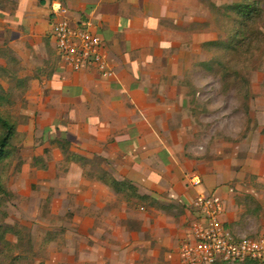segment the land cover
<instances>
[{
	"label": "crops",
	"instance_id": "1",
	"mask_svg": "<svg viewBox=\"0 0 264 264\" xmlns=\"http://www.w3.org/2000/svg\"><path fill=\"white\" fill-rule=\"evenodd\" d=\"M53 1L73 24H92L111 78L89 68L73 71L59 58L50 36ZM202 9L194 0H0V44L16 54L21 77L29 80L26 97L43 125L36 135L51 142L65 134L71 153L99 159L102 170L144 197L128 203L97 177H84L81 161L67 162L78 170V186L67 192L83 196L84 226L98 231L96 243L89 239L100 264L180 262L199 194L223 200L222 222L233 234L248 231L233 194V157L195 159L185 150L183 80L202 44L215 40L201 30ZM53 152L59 167L64 158L57 147ZM193 176L200 185H189Z\"/></svg>",
	"mask_w": 264,
	"mask_h": 264
},
{
	"label": "rangeland",
	"instance_id": "2",
	"mask_svg": "<svg viewBox=\"0 0 264 264\" xmlns=\"http://www.w3.org/2000/svg\"><path fill=\"white\" fill-rule=\"evenodd\" d=\"M235 1L194 0L203 6V34L220 42L228 40L234 23L231 15L229 19L221 17L220 9ZM210 5L219 10L218 17L211 13ZM263 21L264 16L255 25L251 48L239 50L235 57L202 48L183 80L188 104L183 137L186 153L195 159L233 157V194L237 207L243 209V228L248 231L235 235L228 230L241 238L264 236V36L258 32L264 29ZM6 49L11 50L0 44V51ZM11 53L19 62L17 77L26 79L27 85L25 90L19 89L15 81L0 75L1 86L12 92L13 101L1 111L9 113L17 125L15 152L5 173L7 194L0 197V227L12 229L5 235L7 247L0 245V264H100L97 248L89 239L96 243L99 234L97 229H85L83 196L67 192L69 187L77 188L78 170L65 160L59 167L53 166L57 145L36 135L43 125L26 97L29 80L21 77L20 60ZM0 61L4 67L1 57ZM36 156L50 162L46 170L32 166ZM78 164L84 177H98L99 159Z\"/></svg>",
	"mask_w": 264,
	"mask_h": 264
},
{
	"label": "built area",
	"instance_id": "3",
	"mask_svg": "<svg viewBox=\"0 0 264 264\" xmlns=\"http://www.w3.org/2000/svg\"><path fill=\"white\" fill-rule=\"evenodd\" d=\"M50 8V36L59 58L73 71L89 68L103 78H111L113 72L103 40L92 24H73L59 1H53ZM188 183L195 187L201 181L193 176ZM193 210L197 218L190 228V239L180 247L183 264H242L249 260L264 263V236H233L222 222L225 205L221 198L199 194L193 201Z\"/></svg>",
	"mask_w": 264,
	"mask_h": 264
},
{
	"label": "trees",
	"instance_id": "4",
	"mask_svg": "<svg viewBox=\"0 0 264 264\" xmlns=\"http://www.w3.org/2000/svg\"><path fill=\"white\" fill-rule=\"evenodd\" d=\"M264 0H237L231 4H228L220 9L221 17L226 19L232 16L231 21L234 23V29L229 34L228 40L226 42H220L219 40H213L209 42H204L202 48L213 51H224L231 53L233 57L237 55L238 51L241 52L243 49L251 48L253 42V32L256 29L255 25H258V21L264 16ZM211 13H216L219 16V10L210 5ZM216 17V21H217ZM264 24V21H263ZM258 30L259 34L264 36V32ZM246 55V53H243ZM0 57L4 60L5 66L0 67V75L3 74L6 77L12 79L17 83L19 89H26V79L17 77L16 70L19 68V62L15 56L11 53V50L6 49L5 51H0ZM12 92L9 89H4L0 84V197L7 194L5 188V173L9 167L10 161L14 155V139L17 136V125L13 117L6 111H1V108L13 105L11 100ZM53 143L57 145L65 161H76L86 162L87 159L83 157L76 156L70 152V141L65 134H60L55 139ZM45 152V151H44ZM47 153V151H46ZM32 166L41 170L47 169V162L42 160L41 157H36L33 159ZM98 180L102 181L104 184L109 186L111 190L115 193L126 194L125 200L130 203V198L137 197L138 199H143V196L137 195L136 187L127 181H116L110 173L100 169ZM8 232H12L11 228L0 227V245L7 247L8 243L5 240V235ZM242 264H264L257 261H245Z\"/></svg>",
	"mask_w": 264,
	"mask_h": 264
}]
</instances>
